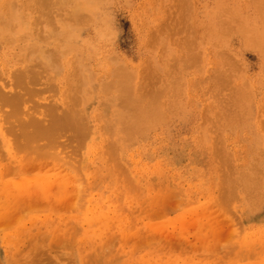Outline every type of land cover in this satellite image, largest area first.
Wrapping results in <instances>:
<instances>
[{
  "label": "rangeland",
  "instance_id": "rangeland-1",
  "mask_svg": "<svg viewBox=\"0 0 264 264\" xmlns=\"http://www.w3.org/2000/svg\"><path fill=\"white\" fill-rule=\"evenodd\" d=\"M13 3L17 4L18 6L21 5V2L18 0H0V21L5 22L8 16L13 15V7H11ZM186 6L190 10H188ZM159 9L160 15L155 13V11ZM63 10L61 9L56 11L54 17L55 24L59 26H64L67 24L69 28H75V25L72 24L74 21L71 19V17H69L70 14L67 15L70 13L71 8H68L69 11L65 9L63 12ZM20 14L26 16L23 11ZM63 14L65 15L64 18L62 17ZM186 14L189 15L188 18H186ZM38 16V13L31 15L33 18H38ZM154 16H160V18H154ZM60 17L63 18V21ZM41 19L43 22L46 21V18ZM64 19L65 21L66 19H70L73 22L71 21L72 23H66L68 20L65 22ZM92 19L93 20L91 21L89 20V23H83H87L86 26L81 24L83 27L79 26L80 28H77L78 30L75 31L76 37L70 39L69 41L70 43H74L79 47V53H77L75 56L64 55L57 65L58 68H55L56 70H54L56 71V73H54L55 75H53L54 77L50 75L49 78L51 79H46V74L45 76L43 74L39 78L40 81H38L32 87V90L37 94V97L34 96L30 99L28 97L26 103L22 105L23 107L21 106V111L24 116L26 115L27 117L28 114L31 113L34 118L38 119L39 121L42 120V123H45L46 121L49 124L51 122L50 118H47L49 114V108H52L56 105L54 107L56 109H53L55 116H60V110H66V112H63L65 115L70 113L75 108L74 97L69 92V89H72V87L70 85H64L65 83H63V78L66 74H68L71 81H75L76 68L74 64H82L85 67V79L90 77L89 80H92L89 84L91 87V93L85 97L89 98L84 99L83 103L81 104V107H83L82 117H84L82 118V124L85 125V129L87 131L83 141L80 144L78 142H73L72 136L70 134L68 135L66 132V134L64 132L63 134H58L57 138L59 139H57V144L53 148L54 154L52 157L46 156L43 158L44 163H38L36 166L32 167L26 166V168L29 169L25 168V170L21 172L15 171L13 172L14 174L11 173L7 175L8 177L5 175L6 178L4 179V182H8L12 185L14 183L16 185L20 184L18 188L21 186L24 187L26 189V194H24L22 197L20 203L21 208H17L19 212H17L16 217H13L9 220L0 221V264H78L79 256L82 257V255L84 264H98V261H100V256L103 257V255L107 254H109L107 256L111 261L119 260L121 264H123L125 261L128 264H138L139 262L137 258L141 253L146 251L147 248L148 250H152L153 253H157L161 242L163 243L165 241H169L166 242V244L168 249L170 248L169 250L167 249L168 251L166 250L167 252L163 255L166 259H168L167 262L165 260V264H229L230 260L233 261H230V264H264V195L263 197L260 196V198L258 196L254 197L261 199L258 202L257 199L250 197L249 193L248 195L245 193L244 190L248 192L247 189L243 185L241 186V184H237V180H235V186L232 183L225 181H223V184H220V181L223 177L220 176L219 179L216 176L218 171L215 172L211 170L210 163H207L204 149H202L203 145L200 143L204 139V141H206L205 145L208 143L210 147H212L215 143L219 144L220 146L218 145L217 148H219L220 151L224 150L228 152L226 153L228 156L227 158L230 159L232 166H235L238 170L243 169V173H245V176L247 177L252 175V166L254 167L255 164L260 166L262 169L264 168L263 162L259 163L253 158L256 149L255 145H258L259 143L264 147V0H188V2L186 0H101L100 7L93 15ZM186 19H188L187 23L185 21ZM183 21H185L184 23L187 25L188 34L185 33L183 29H177L175 30V33L177 34L176 36L180 37V39H176L170 45L162 47L159 44H153L154 46L152 47V45L149 43V40L152 36V27L161 25L163 28L164 26L175 25L176 23ZM222 22L226 24V27H228L227 23L230 22L232 27H228L227 30L226 27L221 26ZM228 25L230 24L228 23ZM59 26L57 28H59ZM231 28H233L234 32ZM43 29L45 30L42 31L44 32L42 35L46 39H49L45 40L44 42L45 48L50 51H57L63 44L57 42L54 38H49L50 36L48 26H43L41 30ZM63 29L64 27L59 30L62 31ZM26 30H28V28ZM190 30L191 32H189ZM20 32L24 33V31ZM179 40L183 45L185 41L188 42V44L191 42H196L195 53H198L199 60L197 61H199V63H196L193 67L190 66L189 68H183V73L186 77V87L184 86L185 95L177 100V109L171 107L170 110L175 109V111H171L172 113L169 112L168 116L170 117L160 124L155 125L153 128H151L152 130L148 129L145 131L143 136L137 135L134 138L129 139L123 133H121V131H119L120 128L117 126L114 127L115 131L112 133L108 132L107 128L105 127H107L109 122L116 121L115 115L117 116V112L114 103L110 99L108 100V96L102 92V89H100L101 82H103L101 78L107 77L113 69L120 65H127V67L130 66V69H133L139 67L141 64L149 60L157 61L160 59V56L163 58L165 55L173 54L176 51L182 50L184 53H186L187 49H185V45L183 48H181ZM153 41L164 42L165 39H163L161 33L159 39H154ZM24 45V39L15 33V28H4L3 26L2 29H0V94L3 93L8 95L16 91L15 88L17 83L14 74L15 72H23L26 68L24 63L18 62L20 60H18V58H23L24 56H20L22 54L21 48H23ZM76 61H78V63ZM22 65L24 68H22ZM221 77L227 78L230 83L227 87L225 86L222 88L219 94L218 89H221V87L218 86V79ZM95 83L97 84L96 86ZM160 83L161 81H159V84ZM236 89L240 90L239 92L245 90L242 93L245 94L246 98L249 97L247 98L245 104H243L244 108L245 106L248 107L249 112H244V115L241 118L235 117L236 120L234 119L233 122H222L221 125L219 123L221 118L218 116L219 119L217 118L218 121H216L217 114L215 113L218 112L219 115L223 99L225 101L226 97L231 96V93L233 95V91ZM63 91L67 92V94H63ZM93 91L96 93L95 96L93 95ZM235 92L236 95L239 93L237 90ZM65 95H68V98L64 97ZM215 95L216 97L219 95L218 97L220 100V95H223L224 98L219 101L216 100L218 97L216 98ZM70 105L71 107H68ZM81 107L80 109L82 110ZM4 109L7 112H5ZM56 110H59V112ZM238 110L239 109H236V111ZM10 111V106H0V126H6L7 123H2L1 120L4 118V114H8ZM2 112L4 114H1ZM203 119H206L207 121V123L204 125ZM207 119H210V123H208ZM206 121L204 120V122ZM213 122L217 123L214 125ZM117 129L118 131H116ZM95 137H97V139L101 138V140H103V144L111 143L115 145L119 152H116L117 150L115 149V152L117 153L116 155H121L122 160H126L125 154H130L141 159V162L144 164H151L154 169L156 168L155 165L162 167L160 173L156 172L153 176H151V180H153L154 184H163L166 181L171 182V180L177 178L179 179L181 177L183 179H180L182 181H179L182 188L180 195L177 193L175 185L169 186V191L167 188L166 191H163V193L159 191V195L157 192L150 195L151 197L155 196L157 198L155 199V197H150L147 203V207H150L149 215L151 216L148 215V218L146 219L141 211H136L134 213L136 217L135 225L125 233L126 236L128 235L127 239L124 237L125 235L122 236L124 232H118L119 229H112L110 231L111 227H104L101 230V234L98 238L99 240L95 244L89 245L85 241L83 243L81 240V233L87 228L88 224L92 223L90 220L93 216L91 210H95L96 202L99 201L107 206V200L110 196V191L108 189L109 184L107 183L108 181L106 178H102L101 176L95 177L92 173H90L92 175L84 174L85 178L87 177L85 179L87 182H85V185H87L88 188L86 186L84 187V190L81 193L83 194V198L80 194V187L78 186L79 182L77 183L71 178L74 179V177H72V171H74L76 166L74 160L78 159V155H85ZM107 139L109 140L107 141ZM9 140L11 144L17 143V139L13 135L9 136ZM209 141L211 142L209 143ZM38 144H43V142ZM38 144L35 143V145ZM75 144L77 147H80L79 152L83 151L82 154L81 152L80 154L79 152H76L75 149L78 148H76ZM120 147L122 148L121 154ZM13 151L14 150H12V153ZM17 153L18 155H16ZM36 153L37 155L41 154L35 152L34 156V151L32 152L30 148L20 149L19 147H16L15 154L13 153L11 156H13L12 158L14 160L16 159L15 161L18 160L16 162L17 164L13 161H9V157L7 155H1L3 160L2 163H5L6 165L8 164L11 168L16 167L18 164L19 167L23 165L24 168L25 163H33V159H38L39 155L37 156ZM213 157H215V154ZM215 160L217 162L216 157L212 160V164L214 165H216ZM72 161H74V163H72ZM213 168H215V166ZM174 171H177L178 175H175L173 178ZM221 171H223V169ZM241 171L240 173H242ZM64 172H66V174ZM63 175L66 177V179L63 177ZM210 177L213 178V180H210ZM31 178L33 179L32 181ZM12 180H16V182L18 180V182L16 183ZM20 180L23 182V184H21ZM68 180H70L71 183ZM0 182H2V179ZM194 183L197 184L194 185ZM62 184L64 185L62 186L63 188H58V186H61ZM236 185H238V188ZM65 186L68 189L65 190ZM193 186H195V189ZM155 187L158 186L155 185ZM203 187L205 191H203ZM211 188H214L215 190H212L211 192ZM229 188L230 191L228 192ZM38 189L39 194H37ZM59 189H61L62 192ZM75 189L79 192H77ZM59 191V194L61 195H58ZM54 192L57 193V201L55 200L56 193ZM49 194L51 196H49ZM79 194L81 196H79ZM92 194H94V196ZM42 195L44 197L48 195L47 197L49 198H44ZM41 199L42 201L44 199V204L46 202V205H49V207L46 205V207L44 205L43 207H36L34 205L35 208L34 206H28L25 208L22 207L23 204L33 205V201H35L37 204L40 203L41 205ZM45 199L48 200V202ZM58 199H60L61 202H59ZM252 199L254 200L253 202H251ZM50 200L53 202L51 201L49 203ZM255 200H257L256 203H254ZM77 201L82 203L81 207ZM74 203L78 204L79 206H75ZM259 203H261L260 208H252L255 206L254 204ZM53 204H56V206L59 207L55 209ZM60 206L61 208L62 206L64 207L61 212L59 210ZM144 207L146 206L144 205ZM38 208H40V210H38ZM42 208H44V211L41 210ZM52 208V211H54L53 214L52 211H48V209L51 210ZM77 210H80L79 213H77ZM44 215L51 217L48 224L50 228L48 225L45 226V229L48 231L43 229V226L38 228V225L40 226V224H44V219H46V216L43 218ZM132 215V212L129 213L126 211V213L122 215L121 219L131 224ZM71 216L72 220L70 218ZM79 216H83L84 218ZM108 216L118 217V214L114 211H111ZM138 216L140 219H137ZM67 217L70 220H68ZM78 217L83 219H80L79 221ZM60 219L62 223L64 222L63 226L59 225L61 223ZM101 219L103 218L101 217ZM54 220L56 223L53 222ZM17 222L18 224H16ZM2 223L7 225V227L4 228ZM146 223L149 228L147 227ZM24 226L26 227L24 228ZM66 226L68 229L67 231L65 228ZM186 227L187 231H185ZM26 228L29 229L27 230ZM34 228H38L39 230L41 229L37 235L39 237V241H37L38 243L35 242L36 238L33 240V238L28 235L29 232ZM201 228H203L204 231L203 229L201 230ZM1 230H6V232H2ZM22 230H24V233ZM233 230L236 237L239 235L237 240L241 244L239 245L240 249L237 247L235 251L233 250L232 252H234V254H232L231 251L226 252H229V254L227 253V257H229L228 259L232 258L233 256L234 257L228 260L225 256L227 255L225 251L219 255H216V257L214 254L211 256V249L216 246L218 247V245L220 247L225 246L229 239H231L230 236L233 234ZM17 231L20 232V235H18L19 232ZM105 231H107V233ZM108 231L110 234H108ZM202 231L208 233L210 237L208 240H202L204 237L199 235L200 233L203 234ZM257 231H260L262 235L258 234L257 237ZM249 232H254L255 236L254 234H252L254 237L251 234L248 236ZM5 234H8V236ZM26 236H28L27 239ZM143 236L145 239H147L146 241L149 240L147 243ZM53 238L56 240H52ZM121 238H124L125 240L122 241ZM250 238L253 240H250ZM13 240L15 243H18H16V247L13 245L15 244ZM2 243H4V245ZM79 244L85 246H79ZM209 244L213 245L209 247ZM156 245H158V247ZM186 245L189 246L186 247ZM205 245H207V247ZM34 246L36 247L33 248ZM192 246L194 247L193 250ZM197 246L199 248H196ZM240 246L242 249L244 248L242 253ZM188 247L190 249H188ZM206 248H208L210 251ZM216 249L214 248L213 250ZM5 250H8L10 253L7 254ZM237 250L240 251V256L236 254L238 253ZM208 252L209 254L207 255ZM15 254H18L19 256ZM134 254L135 256H133ZM203 254H205L206 257ZM231 254L233 255L232 257ZM243 254L245 257L242 256ZM224 257L226 259H224ZM237 257H242V260L240 258L241 261H238V263ZM246 260L247 262H245Z\"/></svg>",
  "mask_w": 264,
  "mask_h": 264
},
{
  "label": "bare ground",
  "instance_id": "bare-ground-1",
  "mask_svg": "<svg viewBox=\"0 0 264 264\" xmlns=\"http://www.w3.org/2000/svg\"><path fill=\"white\" fill-rule=\"evenodd\" d=\"M18 1L21 2L20 6H18L17 4H14V3L11 5V7H13L12 8L13 15L12 16H8L7 19L5 20V22L0 21L1 22L0 29H2L3 26H4V28L5 27H8V28L13 27V28H15V33L20 35L24 39L25 45L23 46V48H21V50H22L21 53L22 54L20 55V56H22V55H24V56H23V58H18V60L20 59L18 62L19 63H24L26 65V68H25V70L23 72H20V73H18V72L16 73L15 72V74H14V76L16 78V83H17V86L15 88L16 91L14 90L15 91L14 93H11V94H8V95L3 94V93L0 94V106H6L7 105V106L11 107V111L8 112V114L7 113L6 114L3 113L5 111V109L1 113V114L5 115L4 118H2L1 122L2 123L3 122L7 123L8 125L6 124V126H0V180L2 179V182H0V221L1 220H9V219H11L13 217H16L17 212H19V210L17 208L20 207V203H21L22 197H23L24 194H26L25 193L26 189L24 187L21 186L20 188H18L20 184L16 185L14 183L12 185V184H10L8 182H4L5 181L4 179L6 178V176L11 174V173L14 174L13 172H15V171L16 172L24 171L26 166L32 167V166H36L38 163H44L43 162L44 161L43 158H45L46 156L52 157V155L54 154V149L53 148L57 144L56 143L57 139H59V138H57L58 134H61V133L63 134V132L64 133L66 132V133H68V135L70 134L72 136L73 142H76V143L78 142L80 144L83 141V138H84L85 134L87 133V131L85 129V125L82 124V121H83L82 118H84V117H82L83 116V107H81V104L83 103L84 99L89 98V97H87V98H85V97L88 94L91 93V87H90L89 84H90V81H92V80H89L90 77L85 79V75H84L85 74L84 73L85 67L82 64H76L75 65L73 63L75 68H76L75 79H74L75 81H71V79L69 78L68 74H66L64 76V78H63V83H65L64 85H67V86L70 85L72 87V89L71 88L69 89L70 90L69 92L74 97V103H75L74 104V107H75L74 110H72V111L70 110L71 111V112L69 111L70 113H67V114L64 115L63 112H66V110L64 111V109H63L62 111L60 110V116H55L54 110L56 108H54V107L56 105L54 107H52V108H49L48 117L45 114V116L47 118H50V120H51V122L49 124L45 120H44L45 123H42L41 122L42 120L39 121L38 119L34 118L31 113H29L30 115L28 114V116L26 117V115L25 116L23 115L21 110H22V107H23L22 105L24 103H26L28 97H29V99L34 97V96L37 97L36 96L37 94L32 90V87L38 81H40L39 78L43 74H44V76L46 74V77H45L46 79H51V78H49L50 75L52 77H54L53 75H55L54 73H56V71H54V70H56L55 68H58L57 65L59 64V62L61 61V59L63 58L64 55L75 56L77 53H79V47L76 44H74V43H70L69 41H70V39L76 37L75 36L76 35L75 31L78 30L77 28H80L79 26L83 27L81 24H83L85 22L89 23V20L90 21L93 20L92 19L93 15L96 13L98 8L100 7V1L101 0H18ZM186 1L188 2V0H186ZM14 7H15V11H14ZM68 8H71V10H70V13H68L67 15L70 14L69 17H71V19L74 22L72 20H70V19H66V21L68 20V22H66L65 19H64V21L66 23H69V22L72 23L73 22L72 24L75 25L74 26L75 28H69V26H67V24H65L66 26L65 25L64 26L60 25L62 27H60L59 25L55 24V18L54 17H55L56 11L57 10H61V9L62 10L63 9L64 10L67 9L68 10ZM187 9H188V7H187ZM12 10H11V12H12ZM64 10H63V12H64ZM188 10H190V9H188ZM22 11L26 14V16L23 15V14H20ZM36 13H38V15H39L38 18L31 17V15H35ZM65 13H66V11H65ZM155 13H158V15H160V9L155 11ZM64 14L62 15L63 18L65 16ZM187 14H189V13H187ZM176 15H175V17H176ZM188 16L189 15H187L186 18H188ZM41 18H44V19L46 18V21L43 22ZM63 18H61L62 21H63ZM154 18H160V16L159 17L154 16ZM169 19H170V17H169ZM57 20H58V18H57ZM187 20L188 19L185 20L186 23H187ZM185 21L176 23L175 25L164 26L163 28L161 27V25H158L157 27H152L151 28L152 36H151V38L149 40V43L152 45V47L154 46L153 44H159L160 46L163 47V46L170 45L176 39H180V37L176 36L177 34L175 33L176 32L175 30L183 29V31H185V33L188 34L187 25H186V23H184ZM56 23H57V21H56ZM228 23L230 25H228ZM228 23H227V26L230 27L231 23L230 22H228ZM86 24H83V25L86 26ZM43 26H48V28H49V36H50L49 38H54L57 42H60V43L63 44L62 46H60V48L57 51H50V50L45 48L44 42H45V40H49V39L48 38L46 39L42 35V33H44L42 31L45 30V29L41 30L43 28ZM58 26H59V28H57ZM221 26L222 27L223 26L226 27V24L222 22ZM63 27H64V29L62 31L59 30V29H61ZM228 27H226V29ZM27 28H28V30H26ZM231 29L233 31V28H231ZM191 30L189 32H191ZM20 31H24V33H21ZM229 31H230V29H229ZM161 33H162V37H163V39H165V41L164 42H162V41H153L154 39L158 40ZM192 34H194V33H192ZM230 36H231V34H230ZM179 44H180L181 48H183V46L185 45V49H187L186 53H184L182 50L176 51L173 54L165 55V57H163V58H161V56H160V59L157 60V61L156 60H151V61L149 60V61L141 64L139 67H136V68H133V69H130L129 68L130 66L127 67V65L126 66L120 65V66L116 67L115 69H113L109 73V75L107 77H105V78L102 77L101 78L103 82H101V85H100L101 88L100 89H102V92L108 96V100L110 99L114 103V106H115L116 112H117V116L115 115V120L116 121L109 122L107 127H105V128H107L108 132L112 133L113 131H115L114 127L117 126L118 128H120L119 131H121V133H123L129 139H132V138H134L137 135L143 136V133H145V131H147L148 129L150 130L155 125L160 124L161 122L167 120L170 117V116H168L169 112L175 111V109L174 110H170L171 107L177 109V106H178V104H177L178 101L177 100H179V98H181V97H183L185 95L186 77H185V74L183 73V68L184 67H188L189 68L190 66L193 67L196 63H199V61H197V60H199L198 59V53H195L196 42H191V43L188 44V42L185 41L184 45H183L181 43V41L179 40ZM24 52H25V54H24ZM223 57H224V55H223ZM164 60H166V61H164ZM76 62L78 63V61H76ZM226 62H227V60H226ZM22 68H24L23 65H22ZM222 77L218 79L219 80V84L217 83L218 86L221 87V89H218L219 90V94H220V90H222V88H224L225 86L227 87L229 85V83H230L227 78H222ZM159 81H161L160 84H159ZM96 85L97 84L95 83V86ZM227 90H228V88H227ZM236 90H237V92L240 91L238 89H236ZM235 91H233V93H234L233 95L231 93L230 94L231 96L226 97L225 101L223 99V102L221 103V110L219 111V115H218V112L215 113V114H217L216 119L218 118V116H220L221 120L219 121V123L221 125H222V122H225V123L227 121L228 122H233L235 117L236 118H241L244 115V112H249L248 107L245 106V108H244V105H243L247 101V98H249V97L246 98L245 94L242 93L245 90H243V91L241 90L242 92L237 93V95L235 94L236 93ZM98 92H99V90H98ZM213 92H215V91H213ZM64 93L67 94V92L63 91V94ZM94 93L95 92L93 91V95L95 96L96 93L95 94ZM104 94H103V96H104ZM94 96H93V98H94ZM64 97L68 98V95L67 96L65 95ZM215 97H216V95H215ZM220 97H221V100H222V98H224L223 95L222 96L220 95ZM38 98H39V96H38ZM216 100L221 101L219 97ZM219 101H218V103H219ZM109 103H111V102H109ZM68 107H71V105L68 106ZM80 107L82 108V110L80 109ZM1 109H2V107H1ZM70 109H72V108H70ZM236 109H239L240 111L238 110L239 111L238 112V111H236ZM5 112H7V111H5ZM57 112H59V110ZM61 112H62V114H61ZM178 114H179V112H178ZM187 115H188V113H187ZM203 115H204V112H203ZM176 116H178V115H176ZM38 117H39V115H38ZM203 118H206V117H203ZM218 119L216 121H218ZM92 120H93V118H92ZM204 120L206 121V119H203V125L207 123V121L204 122ZM224 120H226V121H224ZM214 122H213V124L215 125L217 122L216 123H214ZM208 123H210V119L208 120ZM116 131H118V129ZM209 131H210V129H209ZM211 131H212V129H211ZM212 133H214V132H212ZM92 134H93V130H92ZM201 134L203 135L202 132H201ZM8 135L9 136L13 135L17 139V143H13L12 142L13 144H11L9 142L10 140H9V136ZM211 138H213V137H211ZM108 140L109 139H107V141ZM203 141H204V139H203ZM203 141H201L200 143H202V145H203V146L202 145L201 146H202V149H204V154H205V158L207 159V163H210V168H211L212 171H215V172L218 171L217 172L218 174L217 173H214V174H217L216 176L219 179H220V176L223 177L221 179V181H220V184L221 183L223 184V181H225V182H230V183H232L235 186V184H236L235 180H237V184H239V185L241 184V186L243 185L247 189L248 192H246V190H244L245 193L247 195L249 193L250 197H253V199H257L258 202H259V200H261V199H258V197L260 198V196L263 197V195H264V168L262 169L260 166H257V164H255L254 167L252 166V171H251L252 175L250 177H247V176H245V173H243V169H241L242 170L241 171V170H238L235 166L234 167L232 166V164L230 162V159L227 158L228 156H227L226 153H228V152H226L224 150L220 151V149L217 148L219 144H217V143L214 144L213 143L214 145L212 147H210L208 143H207V145H205L206 141H204V142ZM40 142H43V144L39 145L38 143H40ZM102 142H103V140H101V138L97 139V137H95L94 141L92 142V144H90V147L88 148V150L85 153V155L82 154L83 151L82 152L80 151L82 155H78V159L74 160L75 163H76L75 169H74V171H72V177H74V179L71 178L72 180L76 181L77 183L79 182L78 186L80 187V194L84 190V187L85 186L87 187V185H85V182H86L85 179L87 177L85 178L84 174H89V175L93 174L95 177H100L101 176L102 178H106V180L108 181L107 183L109 184L108 189L110 191L109 192L110 196H109V198L107 200V206L104 205V203H101L99 201L96 202L95 210L93 211V210L90 209L93 216H92L91 219L90 218L89 219L92 221V223H90L91 225L88 224L87 228L84 229L82 231V233H81V235H82L81 236V240L83 241V243L85 241L89 245L95 244L99 240L98 238H99V236L101 234V230L104 227H111L110 231L112 229L113 230L119 229L118 232H120V233L124 232L123 235H122V236H124L125 233L128 232L129 229H131V227L135 225L136 217H135L134 213L136 211H138V212L141 211L144 214V217H146V219H147L148 215L150 214L149 213L150 207L149 208L147 207V205H148L147 203H148V201H149V199L151 197L150 196L151 194H154V193L157 192L158 195H159L160 194L159 191L163 193V191L164 190L166 191V189L169 186H171V185L172 186L175 185L176 191H177V193L179 195H180V192H182V188H181V185H180V182H179V181H182V180H180V179H183L182 177L179 178V179L178 178L177 179H173V180H171V182L166 181L163 184H154L153 180H151V176H153L156 172L160 173L162 167L155 165L156 168L154 169V167L151 164H149V165L148 164H144L143 162H141L142 161L141 159L135 157L134 155L125 154V153L124 154L126 155L125 156L126 160H122L121 155H120L121 154V149H122L121 147H120V154H119L120 156H117L116 152H118V149H116L115 145H113L111 143H106V144L104 143L103 144ZM114 142H116V141H114ZM210 142L211 141H209V143ZM35 143H37L38 145H35ZM75 146H76V148H78V149H75L76 152L78 153L80 147L79 146L77 147L76 144H75ZM16 147H19L20 149L30 148L32 152L34 151V156H35V152H38V153H41V154H38L39 155L38 159L37 158L33 159V161H34L33 163H29V164L25 163L24 164V166H25L24 168H23V165H21L19 167L18 166L19 164L16 165V167H12L11 168L8 164L6 165L5 163H2L3 160H2V156L1 155H7L9 157V161H13V162L16 163L18 160L15 161L16 159L14 160L12 158L13 156H11L13 153L15 154ZM255 147H256V149H255V154H254L253 158L259 163H262V162L264 163V147L262 145H260L259 143H258V145H255ZM115 149L117 150L116 152H115ZM12 150H14L13 153H12ZM80 152H79V154H80ZM214 154H215V157L217 159V162L215 160V164L216 165L212 164L213 163L212 160L215 159V157H213ZM16 155H18V153ZM36 155H37V153H36ZM201 156H202V154H201ZM16 158H18V157H16ZM64 160H65V158H64ZM231 160H232V158H231ZM74 161H72V163H74ZM232 163H234V162H232ZM214 166H215V168H213ZM26 169H29V168H26ZM222 169H223V171H221ZM240 171L242 173H240ZM64 173L66 174V172H64ZM90 173H92V174H90ZM173 173H174L173 174L174 175L173 178L175 177V175H178L177 171H174ZM201 173H202V171H201ZM222 173H224V174H222ZM67 175H69V174H67ZM63 177H64V175H63ZM64 178L66 179V177H64ZM29 180H30V177H29ZM32 180L33 179L31 178V181ZM210 180H213V178H211ZM12 181L16 182V180H12ZM68 181H70V180H68ZM74 181H72V182H74ZM17 182H18V180H17ZM20 182H21V180H20ZM70 183H71V181H70ZM21 184H23V182H21ZM195 184H197V183H194V185ZM155 185L158 186V187H155ZM213 185H214V183H213ZM233 185H232V187H233ZM62 186H64V185L62 184L61 186H58V188L59 187L63 188ZM236 186L238 188V185H236ZM193 187L195 189V186H193ZM50 188H52V187H50ZM64 189L66 190L68 188L65 186ZM202 189H203V191H205L204 187ZM235 189H236V187H235ZM48 190H50V189H48ZM59 190L61 191V189H59ZM212 190H215V189L211 188V192H212ZM38 191H39V189L37 190V194H39ZM60 191L58 192V195H61V194H59ZM68 191H70V190H68ZM76 191L79 192L78 190H76ZM91 191H92V189H91ZM168 191H169V188H168ZM229 191H230V188H229L228 192ZM71 192H72V190H71ZM54 193H56V192H54ZM54 193H53V195H54ZM194 193H195V191H194ZM80 194H79V196L82 195V197H83V194H81V195ZM86 194H87V192H86ZM230 194H231V192H230ZM233 194H234V192H233ZM53 195H52V199H53ZM56 195H57V193L55 194V198H56L55 200L57 201ZM92 195L94 196V194H92ZM47 196H45V197H47ZM49 196H51V195L49 194ZM256 196H258V197L254 198ZM42 197H44V196L42 195ZM86 197H87V195H86ZM154 197H151V198H154ZM47 198H49V197H47ZM90 198H92V197H90ZM155 199H157V198L155 197ZM155 199H154V201H155ZM253 199H252L251 202L254 201ZM58 200H59V202H61L60 199H58ZM71 200H72V198H71ZM88 200H89V194H88ZM257 200H255L254 203H256ZM41 201H42V199H41ZM46 201L48 202V200H46ZM51 201L52 200H50L49 203ZM74 201H76V200H74ZM79 201H77V202L79 203V205L81 207L82 203L79 202ZM33 202H34L33 205H27V204L24 205L23 204L22 207L23 208L28 207V206L33 207L34 205L36 207H38V206H42L43 207V205L45 206L47 204L46 202L44 204V199L41 202L42 203L41 205H40V203L37 204L35 201H33ZM37 202H38V199H37ZM65 204H66V200H65ZM74 204H75V206L76 205L79 206L76 203H74ZM159 204H160V202H159ZM229 204H230V202H229ZM54 205L56 206V204H53V207L55 209L57 207H59V206L55 207ZM63 205H64V203H63ZM144 205L146 207H144ZM150 205H151V203H150ZM254 205L255 206H253L252 208H254V207L260 208L261 203L254 204ZM35 206H34V208H35ZM152 206H153V204H152ZM186 206H189V205H186ZM47 207H49V205ZM40 208H38V210H40ZM60 208H61V206H60ZM60 208H59V210L61 212V210L64 207L62 206V208L61 209ZM72 208H74V207H72ZM32 210H33V208H32ZM41 210L44 211V208H42ZM52 210H53V208L51 210L48 209V211H52ZM77 211H78L77 213H79L80 210H77ZM111 211L116 212L118 214V217H116V216H108ZM126 211H128L129 213H131V212L133 213V215L131 216V224L127 223V222H125V221H123L121 219L122 215L125 214ZM53 212L54 211H52V214H53ZM30 213H32V212H30ZM67 215H68V213H67ZM106 215H107V217H106ZM39 216H40V214H39ZM39 216H38V218H39ZM45 216H46V219H44V224H42V225L40 224V226L38 225V228L43 226L44 228L43 227L42 228L45 229V226H47L49 224V222H50L49 220H50L51 217H48L47 215H44L43 218H45ZM88 216H90V215H88ZM149 216H151V215H149ZM79 217H83V216H79ZM79 217H78V219L80 221L81 218H79ZM101 217L103 219H101ZM70 218L72 220V216ZM34 219H32V220H34ZM67 219H68V217H67ZM73 219H75V218H73ZM137 219H140L139 216H138ZM146 219H145V221H146ZM58 220H59V218H58ZM68 220H70V219H68ZM60 221H61V219H60ZM38 222H40V221H38ZM53 222H55V220ZM6 223H7V221H6ZM80 223H82V222H80ZM147 223H146V225H147ZM16 224H18V222ZM58 224H59V222H58ZM63 224H64V222L62 223V221H61V223L59 225L63 226ZM196 224H197V222H196ZM262 224H263V222H262ZM2 225H4V224L2 223ZM32 225H33V223H32ZM11 226H13V225H11ZM62 226H61V228H62ZM5 227H7V225H4V228ZM9 227H8V229H9ZM25 227L26 226H24V228ZM147 227H148V225H147ZM175 227H177V226H175ZM187 227L185 228V231H187ZM24 228H22V229H24ZM38 228L32 229L29 232V234H28V235H30V237L33 238V240L36 238L35 239L36 243H38L37 241H39V237L37 235L39 234L38 232L41 230V229L39 230ZM49 228H50V226H49ZM65 228H66V231H67L68 230L67 226ZM26 229L28 230L29 228H26ZM202 229L203 228H201V230ZM242 229H243V227H242ZM125 230H127V231H125ZM1 231L3 232L4 230H1ZM23 231L24 230H22V232ZM46 231H48V230H46ZM49 231H51V230H49ZM203 231H204V229H203ZM4 232H6V230ZM17 232H19V231H17ZM105 232L107 233V231H105ZM138 232H140V231H138ZM245 232H246V230H245ZM245 232H244V235H245ZM254 232H255V230H254ZM254 232L253 233L249 232L248 236H249V234H251V235L254 234V236H255L256 232L255 233ZM58 233H59V231H58ZM143 233H144V231H143ZM51 234H54V233H51ZM60 234H61V232H60ZM60 234H59V236H60ZM108 234H110L109 231H108ZM129 234H130V232H129ZM198 234H199V232H198ZM258 234L262 235L260 233V231H257V234H256L257 237H258ZM5 235L8 236V234H5ZM18 235H20V232H19ZM145 235H146V233H145ZM199 235L204 237V238H202V240L204 239L203 241H205V239L208 240L210 238L207 232H203V234L200 233ZM130 236H132V235H130ZM144 236H143V238H144ZM169 236H170V233H169ZM231 236H230L231 239H229V241L227 242V244L225 246L220 247L218 245V247L216 246L217 249H216V247H214L216 250H213L214 248H212L211 251L208 248H206V249H208L210 251V255L212 256L214 254L215 257H216V255H219V254H221L224 251L225 252L226 251H231V253L234 254V252H232V251L233 250L235 251L237 249V247L239 248V245H241V244L237 240V237L239 235L236 237V235H234V230H233V234ZM124 237L127 239L128 235L127 236L125 235ZM184 237H185V235H184ZM27 238H28V236H26V239ZM42 238H43V236H42ZM59 239H61V238H59ZM101 239H102V237H101ZM121 239H122V241L125 240L124 238H121ZM260 239H261V236H260ZM19 240L22 241L21 239H19ZM52 240H56V239L53 238ZM58 240H57V242H58ZM64 240H65V238H64ZM146 240L147 239H145V241ZM187 240H188V238H187ZM250 240H253V239L250 238ZM10 241H12V240H10ZM148 241H146V243ZM160 242H161V240H160ZM166 242H169V241H165L163 243L161 242V245H160L157 253H153L152 250H148V248L143 253H141L142 252L141 251L140 252L141 253L140 256H138V258H137V260L139 262L138 264H165V260L167 262L168 259H166L165 256H163V255H164V253H166L170 249V248L168 249ZM244 242H242V243H244ZM14 243H15V241H14ZM16 243L13 244L14 247H16V245L18 244V243L17 244ZM2 244L4 245V243H2ZM63 244H64V242H63ZM69 244H70V242H69ZM103 244H104V242H103ZM155 244H157V243H155ZM81 245L79 244V246H81ZM113 245H114V243H113ZM165 245H166V249H165ZM209 245H210L209 247H211L213 244L212 245L209 244ZM32 246H33V244H32ZM67 246H69V245H67ZM76 246H78V245H76ZM82 246H85V245H82ZM121 246H122V244H121ZM156 246L158 247V245H156ZM187 246H189V245H186V247ZM193 246H192V250L194 248ZM205 246L207 247V245H205ZM35 247L36 246H34L33 248H35ZM196 248H199V247L197 246ZM196 248H195V250H196ZM203 248H205V247H203ZM188 249H190V248L188 247ZM243 249L241 247V253L244 251ZM15 250H16V248H15ZM21 250H22V248H21ZM5 252L7 254L10 253L8 250H5ZM77 252H78V250H77ZM137 253H138V251H137ZM227 253L229 254V252H226V254ZM18 254H15V255H18ZM127 254H128V252H127ZM208 254H209V252L207 253V255ZM228 254L227 255L224 254V255L227 257ZM232 254H231V257L233 256ZM236 254H238L240 256V251H238V253H236ZM107 255H109V254H107ZM107 255H103V257L100 256V259H99L100 261H98V264H121L119 262V260L118 261L117 260L116 261H111L108 258ZM130 255H129V257H130ZM194 255H197V254H194ZM203 255H205V254H203ZM133 256H135V254ZM189 256H190V254H189ZM198 256H201V255H198ZM242 256L245 257L244 254ZM82 257H83V255H82ZM82 257L79 256V263L84 264ZM90 257H92V256H90ZM97 257H99V256H97ZM205 257H206V255H205ZM235 257H236V255H235ZM238 257H237V263H238V261L242 260V257H240L241 260ZM228 258L229 257H227V259ZM232 258H230V259H232ZM224 259H226V258L224 257ZM230 259H228V260H230ZM218 260H219V258H218ZM225 261H227V260H225ZM230 261L233 262L232 260H230ZM230 261H229V264H230ZM38 262H39V260H38ZM245 262H247V260ZM173 263H174V260H173ZM123 264H128V263L125 261V262H123Z\"/></svg>",
  "mask_w": 264,
  "mask_h": 264
}]
</instances>
